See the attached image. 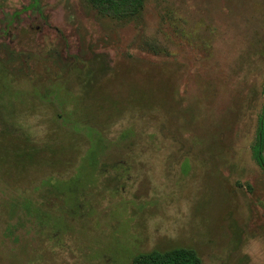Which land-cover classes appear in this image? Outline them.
Masks as SVG:
<instances>
[{"label": "rangeland", "instance_id": "1", "mask_svg": "<svg viewBox=\"0 0 264 264\" xmlns=\"http://www.w3.org/2000/svg\"><path fill=\"white\" fill-rule=\"evenodd\" d=\"M129 8L0 0V264H264V0Z\"/></svg>", "mask_w": 264, "mask_h": 264}, {"label": "trees", "instance_id": "2", "mask_svg": "<svg viewBox=\"0 0 264 264\" xmlns=\"http://www.w3.org/2000/svg\"><path fill=\"white\" fill-rule=\"evenodd\" d=\"M90 2L97 8L107 7L108 9H111L113 11H116V8L120 7L121 5L127 4L130 7L129 9H132L131 11L134 12L141 6L142 0H90ZM94 144H96V146L99 147L98 153L95 155L94 160H92V163L96 165L98 157L102 155L104 151V147L102 145L101 139L98 138V136L97 139L94 140ZM263 151H264V104L258 116L255 140L251 145L252 159L255 161V163L264 173ZM69 182L74 187L75 184L77 183V181H74L73 179L69 180ZM56 183L57 181L53 183V186L56 190H58ZM72 195L73 197L71 196V198L69 199V205H68L71 211H73L72 209L73 207L75 209L78 208V197L74 189H72ZM58 221L60 222L61 220H57V222ZM130 264H200V260L196 255V253L191 249L175 248L164 252L151 251L147 253L138 254L131 259Z\"/></svg>", "mask_w": 264, "mask_h": 264}]
</instances>
